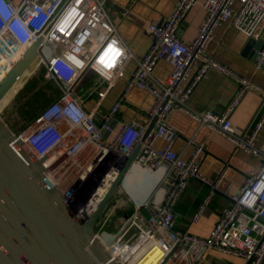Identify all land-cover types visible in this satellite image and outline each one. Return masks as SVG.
Instances as JSON below:
<instances>
[{
	"label": "built area",
	"instance_id": "built-area-1",
	"mask_svg": "<svg viewBox=\"0 0 264 264\" xmlns=\"http://www.w3.org/2000/svg\"><path fill=\"white\" fill-rule=\"evenodd\" d=\"M105 1L0 0V80L27 48L39 41L37 57L23 79L26 82L38 67H44L45 77L60 89L57 99L23 130L13 134L23 141L31 155L45 158L46 182L57 188L66 201L81 205L79 215L88 213L87 201L99 202L112 182L103 189L102 196L98 188L106 184L111 174L114 180L115 170L135 148L138 152L131 166L159 172L143 203L136 206L129 200L134 205L130 214L124 215L116 234L104 230L114 206L106 205L96 224L97 239L117 264H200L208 251L234 256L245 264H264V153L255 147L264 112L255 128L242 135L235 133L229 116L242 95L258 87L239 78L238 89L219 114L198 112L188 105L193 89L208 70L228 72L227 67L205 54L215 26L228 22L246 37L258 39L264 28V0H204V19L188 44L179 38V25L198 0H175L166 18L146 25L151 42L140 58L134 57L120 39L105 11ZM129 61L134 62L135 70L128 86L150 91L155 102L146 114L147 120L133 119L111 136L114 128L110 123L116 120L123 96L105 111L100 106ZM158 61L170 67L163 83L151 74ZM255 61V69L260 71L264 67V47ZM89 71L97 76L90 87L96 100L87 110L73 89L81 79L79 76ZM173 110L192 117L261 162L259 170L249 173L238 192L230 197L229 207L219 211L205 238L176 228L178 213L174 207L188 182L200 180L211 190L200 203L195 221L207 208L220 179L209 181L198 171L203 145L196 146L186 159L173 150L177 136L166 118ZM153 119L154 126L143 137ZM102 129L108 131L109 138H102Z\"/></svg>",
	"mask_w": 264,
	"mask_h": 264
},
{
	"label": "crops",
	"instance_id": "crops-1",
	"mask_svg": "<svg viewBox=\"0 0 264 264\" xmlns=\"http://www.w3.org/2000/svg\"><path fill=\"white\" fill-rule=\"evenodd\" d=\"M203 1L198 0L179 25V38L186 44L196 36L204 19ZM174 2L175 0H106L104 7L106 6L108 17L117 29L122 42L134 57L140 58L146 53L151 42L145 29L146 25L153 20L166 18L172 11ZM247 40L248 37L230 26L228 22L215 26L213 38L205 54L210 60L227 67L228 72L222 74L212 69L208 70L193 89L188 102L189 107L195 111H211L219 114L238 89V79L251 81L258 89L246 91L239 104L229 114L235 133L240 135L252 131L262 120L264 112V97H262L264 67L260 71L255 69L256 55L264 47V28L259 38L253 39L251 45L245 44ZM260 41L263 45L258 51ZM126 65L100 106V109L105 111L123 96L116 120L112 121L116 124L111 136L122 124L133 119L147 120L146 114L155 102L150 91L138 86H128L135 65L132 61ZM169 71L170 67L167 63L158 61L152 68L151 74L153 79L163 83ZM95 79H97L96 74L89 71L81 77L73 89V94L87 110L95 104L96 95L90 93L91 83ZM166 118L177 136L173 150L186 159L191 156L196 146L203 145V159L198 171L209 181L220 179L207 208L195 221L193 218L200 203L211 190L209 186L198 179L190 180L174 207L178 213L176 228L188 230L193 235L205 238L212 231L219 211L229 207L230 197L238 192L249 173L259 170L261 162L257 156L238 150L229 140L178 110L171 111ZM257 133L255 147L264 153V120ZM106 137L109 138V134ZM190 141L192 143H189ZM158 145H161V142H158ZM214 261L218 264H245L239 258L215 251H208L200 264H212Z\"/></svg>",
	"mask_w": 264,
	"mask_h": 264
},
{
	"label": "water",
	"instance_id": "water-1",
	"mask_svg": "<svg viewBox=\"0 0 264 264\" xmlns=\"http://www.w3.org/2000/svg\"><path fill=\"white\" fill-rule=\"evenodd\" d=\"M252 42L248 38L245 44ZM260 43L258 51L263 45ZM38 44L32 43L0 80V100L35 60ZM115 124L111 122L110 127ZM154 124L155 119L143 137ZM107 135L108 131L102 129V138ZM137 152L138 147L115 170L114 180L94 211L79 215L83 207L66 201L57 188L46 182L45 158L31 155L0 118V264H117L97 239L95 227L106 205L116 197Z\"/></svg>",
	"mask_w": 264,
	"mask_h": 264
},
{
	"label": "rangeland",
	"instance_id": "rangeland-1",
	"mask_svg": "<svg viewBox=\"0 0 264 264\" xmlns=\"http://www.w3.org/2000/svg\"><path fill=\"white\" fill-rule=\"evenodd\" d=\"M104 8L107 12L106 6ZM59 92V87L45 77L44 67H38L36 73L26 82L23 80L5 105L0 108V118L6 123L11 133L19 132L50 102L57 99ZM122 183L117 190L116 197L108 203V207H115L104 226L105 232L111 235L121 229L125 220L124 215H129L134 205L132 201L129 202V196L123 191Z\"/></svg>",
	"mask_w": 264,
	"mask_h": 264
},
{
	"label": "bare ground",
	"instance_id": "bare-ground-1",
	"mask_svg": "<svg viewBox=\"0 0 264 264\" xmlns=\"http://www.w3.org/2000/svg\"><path fill=\"white\" fill-rule=\"evenodd\" d=\"M24 75L16 82L14 87L8 92L1 100H0V108L5 105V103L10 98L11 94L21 85L22 81L24 80ZM1 114V113H0ZM114 174H111L106 179V184L103 187H99L98 191L101 196L103 195V189L107 187V185L112 182ZM159 177V172L152 173L149 172L142 167H138L133 165L129 168L126 172V175L123 179L122 187L123 191L129 196L130 200L134 201L136 206H139L143 203L151 194L154 185L157 182ZM100 196V197H101ZM88 204L86 205V210L88 213L94 211V208L97 205L98 201H87Z\"/></svg>",
	"mask_w": 264,
	"mask_h": 264
}]
</instances>
